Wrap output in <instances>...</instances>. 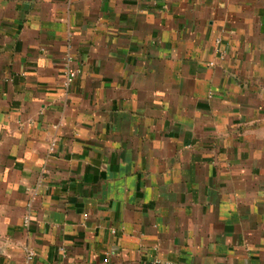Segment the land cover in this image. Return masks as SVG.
Returning a JSON list of instances; mask_svg holds the SVG:
<instances>
[{"label": "crops", "instance_id": "obj_1", "mask_svg": "<svg viewBox=\"0 0 264 264\" xmlns=\"http://www.w3.org/2000/svg\"><path fill=\"white\" fill-rule=\"evenodd\" d=\"M0 264H264V0H0Z\"/></svg>", "mask_w": 264, "mask_h": 264}, {"label": "built area", "instance_id": "obj_2", "mask_svg": "<svg viewBox=\"0 0 264 264\" xmlns=\"http://www.w3.org/2000/svg\"><path fill=\"white\" fill-rule=\"evenodd\" d=\"M62 60L66 63V68H65V76H66V81H67V84L71 83L72 80L75 78L76 76V72L73 71L68 65L71 61L70 57L68 54H65L62 56ZM27 221V219H26ZM33 253L29 252L28 253V260H31L33 258Z\"/></svg>", "mask_w": 264, "mask_h": 264}]
</instances>
